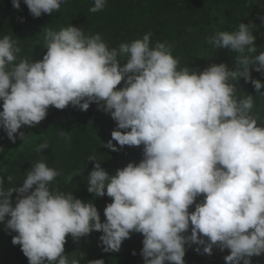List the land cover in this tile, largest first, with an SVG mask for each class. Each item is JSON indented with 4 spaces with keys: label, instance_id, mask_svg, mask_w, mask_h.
<instances>
[{
    "label": "clouds",
    "instance_id": "clouds-1",
    "mask_svg": "<svg viewBox=\"0 0 264 264\" xmlns=\"http://www.w3.org/2000/svg\"><path fill=\"white\" fill-rule=\"evenodd\" d=\"M23 2L39 17L58 12L66 0ZM11 3L20 8V0ZM105 5L106 0H94L89 11ZM252 27L240 22L234 31L208 37L215 49L237 55L233 69L214 63L202 71L178 70L172 45L157 41L150 47V31L109 48L99 33L85 36L83 28L69 24L46 32L42 59L18 63L17 41L0 38V128L11 141L25 140L18 130L39 124L49 106L87 110L95 102L116 121L103 146L117 151L112 140L143 145V158L113 175L95 154L88 157L93 168L87 191L112 198L103 222L91 201L50 189L58 172L43 160L32 164L19 187L5 189L0 178V222L16 233L11 242L29 264H80L65 254L66 237L78 241L93 230L102 233L104 252H118L131 232L141 233L144 264H185L186 244L197 245L198 253L202 245L208 255L214 246L228 249L225 264H252L251 257L264 254V126L251 114L253 95L240 98L233 83L242 77L264 94L261 80L250 73L264 76V51L256 54ZM118 57L126 63L121 66ZM48 147L45 141L36 151Z\"/></svg>",
    "mask_w": 264,
    "mask_h": 264
},
{
    "label": "trees",
    "instance_id": "trees-1",
    "mask_svg": "<svg viewBox=\"0 0 264 264\" xmlns=\"http://www.w3.org/2000/svg\"><path fill=\"white\" fill-rule=\"evenodd\" d=\"M93 4L94 0H66L58 12L33 17L23 0H20L19 9L13 8L11 0H0V38L8 35L17 41L21 49L17 54L18 63L20 59L30 62L42 59L46 52V32L49 29L59 31L69 24L83 28L85 36L99 33L109 48L142 39L150 31V47H154L157 41L172 45V54L179 60L178 70L187 66L202 71L214 63H223L233 69L237 54L227 48L215 49L207 38L216 31H234L243 22L253 25L256 54L264 51V0H106L102 10L92 13L89 8ZM118 58L121 59V66L126 63L125 57ZM250 73L253 78L261 80L260 91L264 92V76L252 69ZM233 83L240 98L253 95L251 114L257 117L258 126H264V94L256 93L254 86L242 77ZM123 86L122 81L117 88ZM115 128L116 121L95 102L90 103L87 110H80L71 104L64 109L49 106L46 117L39 124L34 127L25 125L18 130L25 134L23 143L17 144L18 137L15 142L11 141L0 128V178L3 179V187L21 186L32 164L43 160L58 172L55 180L50 182V189L72 192L74 198L91 201L103 222V209L112 198L106 194L96 197L87 191V177L93 168V162L88 161V157L95 154L101 167L110 175L128 162L138 163L143 158V145L119 146L112 140L117 151L103 146L112 139L111 132ZM61 131L66 134L59 135ZM45 141L49 147L38 153L37 146ZM9 176L13 178L11 181ZM16 196L17 193L13 192V205ZM202 199V195L197 197V202ZM194 206H190L189 210H193ZM190 231L191 225L185 235H190ZM101 234L93 230L78 241L69 234L64 245L65 254L69 259L80 260V264L98 258L103 259L104 264H144L140 254L143 247L141 233L131 232L130 237L122 241L118 252L102 250L99 242ZM13 235L16 233L0 222V264H29L20 246L12 244ZM196 247L195 244L185 245V264H224L223 258L229 252L228 249L221 253L212 250V254L208 255L202 252V245L199 246V253L194 250ZM251 261L252 264H264V254L251 257Z\"/></svg>",
    "mask_w": 264,
    "mask_h": 264
},
{
    "label": "rangeland",
    "instance_id": "rangeland-1",
    "mask_svg": "<svg viewBox=\"0 0 264 264\" xmlns=\"http://www.w3.org/2000/svg\"><path fill=\"white\" fill-rule=\"evenodd\" d=\"M16 141H17V144H18V143H23V142H24V140H23V139L21 140V138H19V137H18V139H17ZM74 173H75V172H73L71 175H73ZM212 250H213L214 253H221V252H224L226 249L221 250V249L219 248V246H214ZM223 263L225 264V261H224Z\"/></svg>",
    "mask_w": 264,
    "mask_h": 264
}]
</instances>
